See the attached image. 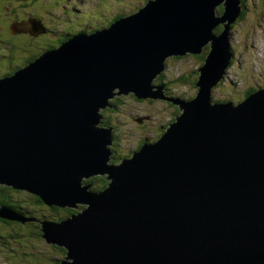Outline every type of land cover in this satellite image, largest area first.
I'll return each mask as SVG.
<instances>
[{"label":"water","instance_id":"water-1","mask_svg":"<svg viewBox=\"0 0 264 264\" xmlns=\"http://www.w3.org/2000/svg\"><path fill=\"white\" fill-rule=\"evenodd\" d=\"M239 3L146 0L107 30L71 36L0 77V185L83 207L42 223L46 241L67 251L62 264H264V87L237 104L212 99L233 58ZM28 23L12 33H47ZM207 47L196 96L164 97L154 80L167 59ZM129 94L168 99L181 114L157 141L109 164L101 112ZM96 176L107 187L92 190L85 181ZM0 218L21 220L5 207Z\"/></svg>","mask_w":264,"mask_h":264},{"label":"rangeland","instance_id":"rangeland-1","mask_svg":"<svg viewBox=\"0 0 264 264\" xmlns=\"http://www.w3.org/2000/svg\"><path fill=\"white\" fill-rule=\"evenodd\" d=\"M13 1L14 4L7 5V0H0V39L4 36V33L6 36L2 37V41L0 40V45H3L0 48V63L3 62L5 72L20 68V63H23L32 54L38 57L39 54L44 52L42 48L49 44L47 36L31 38L30 41L27 38L22 39L18 34L9 36V27L15 21L28 17L40 18L41 21H36L38 25L36 23V25H33L32 20H28L30 22L28 26L36 30L41 29L40 24L42 22L51 24L53 18V22H55H52L51 25H53L55 32L57 31L56 33L61 35L64 32L76 30L78 25H95L104 21L106 12L132 11L128 9L135 8L138 3L144 4L146 0H86L82 2L84 5L75 4L70 6V10L67 8L69 7L67 0ZM74 1L70 0L71 3ZM88 1H91V3H88ZM241 1L244 5V13L237 21V25L232 28L230 38L231 46H237L235 49L236 61L229 69L228 78L224 84H221L215 92L214 100L219 102L231 101L235 103L242 100L248 91L258 89V85H261L264 81V0ZM33 13L41 16L33 15ZM221 27L223 26L221 25ZM12 36H18L19 41H15L18 44L12 43ZM50 44H54V42ZM4 52L5 55H3ZM30 53L32 54L29 55ZM204 57L201 56L198 59L196 56H188L168 62L167 71L164 73L165 79L162 82L167 92H162V95L170 99L172 96L178 95L192 98L195 95V88L194 84L188 81L187 74L190 71L188 76L193 77L198 62L203 61ZM172 58L174 56L168 59ZM0 71L3 70L0 68ZM154 82H157V80H154ZM146 100L138 101L130 94L118 95L110 100V103H114V106H108L103 111V120H107L109 127L114 128L118 138L120 136L122 145L119 147L125 153L131 149L134 150L142 138L148 137L150 140H155L153 139L156 137L155 130L162 128L166 132L167 127L174 121L172 119L174 107H172L170 101L163 99ZM149 116L152 119L147 122L148 125L147 123H145L146 126L141 125ZM147 130L153 131L148 132ZM109 164L111 163L109 162ZM77 205L80 206V209H76L74 214H77L83 208L81 204L77 203ZM7 207L9 206L7 205ZM4 229L6 230V228ZM8 231L9 235L13 232L21 235L22 237L18 240L24 244L13 243L17 252L9 251V243L7 245L0 244V264H60V262L54 260L64 261L67 257V251L61 252L59 250L61 247L56 249V246L47 244L45 241H37L28 236L23 229L20 230L18 226L8 227ZM22 251H27L28 256L25 257ZM67 261L72 262L71 259Z\"/></svg>","mask_w":264,"mask_h":264},{"label":"trees","instance_id":"trees-1","mask_svg":"<svg viewBox=\"0 0 264 264\" xmlns=\"http://www.w3.org/2000/svg\"><path fill=\"white\" fill-rule=\"evenodd\" d=\"M219 11L220 12L222 11V7L219 9ZM243 13H242V15H243ZM120 16L121 15H119L118 17H120ZM219 31L220 30L217 29V32H219ZM9 36H11V34ZM9 36H7V37H9ZM19 36L22 37V39L27 38L29 41L32 38L31 36H28L25 34H21ZM2 37L3 38L6 37L5 33H4V36H2ZM2 37L0 39L1 41H2ZM17 38H18V36H12V40H13L12 43L18 44L15 42V41H19V39H17ZM5 43H8V42L5 41ZM22 43L24 44V42H22ZM48 43L49 44H46L47 46H44L42 48V51L47 49L50 46L51 41H48ZM1 47H3V45H0V48ZM9 53L11 54V51ZM31 54L32 53H30L29 55H31ZM36 57L37 56H34L32 54L31 56H29V58H26L23 63H20L21 66L22 65L24 66L25 64H27L29 62H32ZM196 57L199 59V57H201V56H196ZM199 62L201 63V61H199ZM17 69H14L11 72V74L15 73ZM192 83H194V82L192 81ZM251 93H252V91H250V92L248 91L246 93V96H249ZM118 142H120V140H118ZM114 149H116V148L114 147ZM115 157H118V154H115ZM90 182L93 183V189H101L106 184L105 179L102 177L93 178L90 180ZM0 203L8 205L9 207H11L15 210H19L20 212H25V211L26 212H33L34 215H39L41 218L48 219V220L64 219V218L68 217L69 215L73 214L74 212H76L75 210L70 209V208H57V206L56 207H48L43 203V201L41 200V198L39 196L31 195V194L24 192V191L17 192V191H14L13 189H11L9 187H5V186H1V185H0ZM13 224L14 223L12 221L4 220V219L0 218V236L3 235L6 238L8 235V227H16V225L13 226ZM18 226L22 229H25V233L28 236H30L31 238L36 239L37 241H41L40 231L35 229L33 226H31V225H28L26 227H22L21 225H18ZM4 228H6V230ZM20 237H22V236L19 235L17 232H13L8 236V240L15 239L13 241L15 243H19L16 239H19ZM31 242H30V245H31ZM11 248H14V247H11ZM56 249H57V247H56ZM59 250L61 252H63V251L65 252V250L63 248H59ZM9 251H12V250H9ZM22 254L25 257L28 256L27 251H24ZM29 256H31V255H29ZM43 257L45 258V256H43ZM41 258H42V254H41ZM41 258H39V259L41 260ZM54 261L60 262V264L62 262V260L59 261V259L54 260Z\"/></svg>","mask_w":264,"mask_h":264},{"label":"bare ground","instance_id":"bare-ground-1","mask_svg":"<svg viewBox=\"0 0 264 264\" xmlns=\"http://www.w3.org/2000/svg\"><path fill=\"white\" fill-rule=\"evenodd\" d=\"M225 5H227L226 3H225ZM228 6V5H227ZM239 8H242L243 9V4H242V2L241 3H239ZM240 10V9H239ZM240 14L242 15V11H240ZM124 19V18H123ZM174 57H176V56H174ZM115 96H118V95H115ZM115 98V97H114ZM113 98V99H114ZM142 100H144V99H142Z\"/></svg>","mask_w":264,"mask_h":264},{"label":"flooded vegetation","instance_id":"flooded-vegetation-1","mask_svg":"<svg viewBox=\"0 0 264 264\" xmlns=\"http://www.w3.org/2000/svg\"><path fill=\"white\" fill-rule=\"evenodd\" d=\"M133 97H134V96H133ZM151 119H152V118L149 116L148 119H145L146 121H144L141 125L146 126L145 123L149 122ZM140 141H141V140H140Z\"/></svg>","mask_w":264,"mask_h":264}]
</instances>
